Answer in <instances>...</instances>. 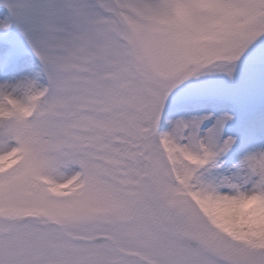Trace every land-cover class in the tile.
Segmentation results:
<instances>
[{
  "label": "snow or ice",
  "instance_id": "1",
  "mask_svg": "<svg viewBox=\"0 0 264 264\" xmlns=\"http://www.w3.org/2000/svg\"><path fill=\"white\" fill-rule=\"evenodd\" d=\"M0 264H264V0H0Z\"/></svg>",
  "mask_w": 264,
  "mask_h": 264
}]
</instances>
